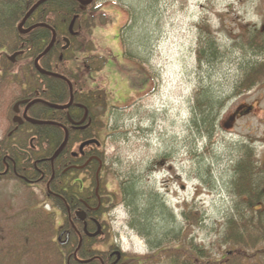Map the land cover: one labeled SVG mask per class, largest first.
Returning a JSON list of instances; mask_svg holds the SVG:
<instances>
[{"label": "rangeland", "instance_id": "1", "mask_svg": "<svg viewBox=\"0 0 264 264\" xmlns=\"http://www.w3.org/2000/svg\"><path fill=\"white\" fill-rule=\"evenodd\" d=\"M94 1L98 11L87 32L93 50L75 56L80 64L93 55L86 59L88 85L101 91L111 107L106 136L101 137L106 158L101 187L107 197L118 195L104 216L113 240L128 258L146 257L151 251L128 226L126 202L118 194L121 183L128 182L137 193L139 209L157 193L180 226L185 205L198 210L201 223L187 239L218 255V238L232 208V167L242 144L264 158V79L236 92L248 68L264 60V0ZM208 30L218 50L200 59L199 37ZM258 32L261 50L247 43ZM68 65L75 67V60H68ZM17 94L14 86L0 90V139L9 123L7 107ZM196 97L222 101L211 138H195L192 133ZM73 179L82 177L70 175ZM44 197L43 186L0 180V222L9 215L17 218L14 213L28 204L40 206ZM55 212L58 227L63 217ZM0 225L3 248L9 238L5 225ZM6 229L16 226L6 223ZM172 229L178 231L179 226ZM53 237L56 240V234ZM168 242L164 239L162 244ZM147 262L172 264L165 259Z\"/></svg>", "mask_w": 264, "mask_h": 264}, {"label": "trees", "instance_id": "2", "mask_svg": "<svg viewBox=\"0 0 264 264\" xmlns=\"http://www.w3.org/2000/svg\"><path fill=\"white\" fill-rule=\"evenodd\" d=\"M37 1L0 0V90L14 86L18 91L7 107L9 123L6 133L0 139V172L8 164V171L0 175V180L15 179L28 187L31 185L18 175L28 180H37L36 184L43 186L45 195V202L40 206L35 205L32 208L28 204L14 213L17 218L12 215L8 218L4 216L0 222L5 225L4 233L9 238L6 246L0 248V264H19L25 260H28L25 264H49L52 260L53 264H100L97 259L88 262L81 260L100 254V247L93 246L104 240L88 238L80 224L75 222L83 238L81 246L75 251L78 236L67 218V206L73 212L81 206V201L88 203L93 199V192L89 188L75 185L69 180L72 171L81 172L74 169V165H82L89 157H96L88 162L89 166L92 165L93 175L98 161L106 159L101 137L106 136L107 114L111 107H108L106 98H102L101 91L88 85L85 76V71L88 70L86 59L93 55L83 58L80 64H77L75 56L76 52L85 54L93 50L87 32L94 22L98 8L95 7L94 0L88 5H82L75 0H47L24 24V28H27L36 23H45L55 30V43L39 59V65L44 70L66 77L73 87V101L68 108L53 109L42 103H35L27 111L31 118L60 123L69 131L66 147L51 166L48 158L63 140L62 128L55 125H33L26 121L21 125L12 122L13 106L18 101L40 99L64 105L70 100L67 84L63 80L42 75L33 65V60L51 39L50 30L36 27L24 34L18 31L24 14ZM208 32L209 34L199 37L197 56L200 59L208 55L214 56L218 50L211 31ZM261 34L258 32L256 38L250 37L247 43L257 45V50H261ZM66 39L69 45L64 48ZM15 52L21 53L12 62L9 56ZM70 59L75 60V67L68 65ZM262 79L264 60L257 61L248 68L237 85L236 92L246 90ZM24 105L19 104V114ZM221 106L220 100L194 98L190 122L195 138H211L214 133V115ZM88 140H97L99 144L86 145L82 154L74 155L73 152H76L79 145ZM241 150L242 153L232 167V208L223 224L222 236L218 238V255L213 254L203 244L187 239L201 223L202 216L198 210L185 205L181 211L180 226L177 216L166 206L162 196L160 198L157 193L151 194L146 204L139 209L138 204L136 205L139 199L137 193L133 191L131 184L122 182L118 194L121 202H126L130 215L128 226L147 241L151 251L146 257L133 255L130 258L121 257L120 260H124L125 264H145L148 260L150 261L147 263H155L161 259L170 260L172 264H264V158H257L249 144L243 143ZM52 169L54 177L51 179ZM93 183L92 176L91 185ZM117 196L114 194L113 198L108 197L107 203L110 207L116 204ZM93 204L96 205V200ZM55 210L63 217L58 227L54 225ZM104 212L107 209L102 206L97 210V213ZM6 223L16 226V229L7 231ZM167 225L169 229L166 228ZM172 226H179V230L174 231ZM67 230L70 231L69 238L63 245L61 243L65 240ZM61 233L62 241L53 239L55 234ZM164 239L169 242L162 244ZM107 254L104 252L101 257L107 260ZM106 264L111 263L107 261Z\"/></svg>", "mask_w": 264, "mask_h": 264}, {"label": "flooded vegetation", "instance_id": "3", "mask_svg": "<svg viewBox=\"0 0 264 264\" xmlns=\"http://www.w3.org/2000/svg\"><path fill=\"white\" fill-rule=\"evenodd\" d=\"M24 107H25V105H24ZM22 112H23V110H22ZM22 112H21V114H22ZM21 114H19V115H21ZM73 154L74 155L82 154V152H79L78 148H77L76 152H73ZM92 158L96 159V157H89V159L84 164L74 165L73 168L76 170H81L80 173H76L75 171H72L70 173L71 176L74 175L76 177H80V176L82 177V179H79V180L73 179L71 181V183H75V185H78V186L81 185L83 188H89V191L93 192V199H91V201L89 200L88 203H86L85 201H81V206H78L77 209L74 210L73 212L67 206V218H68V220L72 226L73 231L78 236V244H77L75 251H77L78 248L81 246L82 239H83L81 230L79 229V226L75 225V222H76V223L80 224V226L83 229L84 234L88 238H98L99 240H104L101 243L99 242L93 246L94 248L97 245H98V247H100L98 249L99 252H101L100 254L94 255L92 258H90L88 260H81V261L88 262L90 260L97 259L100 264H106L107 261L110 262L111 264H125V261L120 260V259H121V257L126 258V252L121 250L120 246L114 242V240H113L114 238L112 237L113 233L111 232V229H110V223L108 220L104 219L105 214L108 213V211L112 208V207H110V204L107 203L108 197L105 196L104 194H101L102 193V190H101L102 176H103V173L106 172V169L104 168L106 166V164H105L106 160L105 161L99 160L98 161L99 162L98 167L94 170L93 175H91L92 165L89 166L88 162H90V160ZM4 161H5V158H4ZM13 169H14V165H13ZM7 171H8V164H6L5 170L0 172V175H4ZM18 176H19V178H23V180L27 181L28 184H30V185L31 184L32 185L33 184L38 185V184H36L37 180L36 181L28 180L21 175H18ZM92 176L94 178L93 185H91ZM53 177H54V170L52 169L51 179ZM48 187H49V182L46 183V188L48 189ZM94 200H96L95 206L93 204ZM100 206L105 207V209H107V212L97 213V210ZM51 211H53V210H51ZM76 212H78L76 216H78L79 218L75 217ZM54 213H56V212L54 211ZM94 226H95V228H94ZM87 228H89L90 230H88ZM95 232H98L97 235H93ZM69 234H70V231L67 230L65 232V240H64L65 243H61V244L64 245L67 243L68 238H69ZM62 237H63L62 233L56 235V239L59 242L62 241L61 240ZM80 238H81V242L79 241ZM64 241H62V242H64ZM104 252L108 253L107 254V260H105L103 257H101V255H103Z\"/></svg>", "mask_w": 264, "mask_h": 264}, {"label": "water", "instance_id": "4", "mask_svg": "<svg viewBox=\"0 0 264 264\" xmlns=\"http://www.w3.org/2000/svg\"><path fill=\"white\" fill-rule=\"evenodd\" d=\"M45 1L47 0H38L37 2H35L29 9L28 11L24 14L20 24L18 25V31L19 33L21 34H24V33H27L29 31H31L32 29L36 28V27H45L47 29L50 30L51 32V39L48 43V45L45 47V49L40 53L38 54V56L33 60V65H34V68L42 75H46V76H52V77H56V78H59L61 80H63L66 84H67V87H68V91H69V94H70V100L67 104H64V105H59V104H52V103H48L46 101H43V100H40V99H34L32 101H18L14 104L13 106V111H14V115L12 117V122L13 123H16L18 125H21L24 121L30 123V124H33V125H55V126H58L60 128H62L63 132H64V136H63V140L62 142L59 144V146L55 149V151L53 152V154L48 158L51 166H53V162L54 160L58 157V155L64 150V148L66 147V144L68 142V138H69V131L68 129L60 124V123H57V122H54V121H48V120H38V119H34V118H31L27 115V110L35 103H42L44 104L45 106H48L50 108H53V109H66L68 108L71 104H72V101H73V87H72V84L71 82L64 76L62 75H59V74H56V73H52L50 71H47V70H44L43 68L40 67L39 65V59L41 57H43L44 55H46L50 49L52 48L53 44L55 43V40H56V32L54 29H52V27H50L49 25L45 24V23H36L32 26H29L27 28H24V24L25 22L27 21V19L30 17V15L42 4L44 3ZM77 1L78 3L82 4V5H87L89 4L92 0H75ZM72 29V26H70V30ZM69 45V42L68 40L66 39V44L64 45V48H67ZM21 52H15L13 53L11 56H9V59L14 62L16 56L18 54H20ZM21 103H24L25 104V107L23 109V112L21 115H19V104ZM92 143H95V144H99L97 140H88V141H85V142H82L79 147H78V151L79 152H82V149L86 146V145H89V144H92ZM78 212L75 213V217L77 218L78 216L77 215ZM75 218V219H76ZM79 218V217H78ZM98 232H95L93 235H97ZM81 242V238L79 240ZM62 243H65L62 242ZM80 244V243H79Z\"/></svg>", "mask_w": 264, "mask_h": 264}, {"label": "bare ground", "instance_id": "5", "mask_svg": "<svg viewBox=\"0 0 264 264\" xmlns=\"http://www.w3.org/2000/svg\"><path fill=\"white\" fill-rule=\"evenodd\" d=\"M28 11V10H27ZM53 29V28H52Z\"/></svg>", "mask_w": 264, "mask_h": 264}]
</instances>
